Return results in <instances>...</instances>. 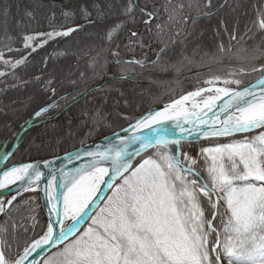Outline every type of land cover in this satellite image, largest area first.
I'll return each instance as SVG.
<instances>
[{
  "label": "trees",
  "instance_id": "16d2710c",
  "mask_svg": "<svg viewBox=\"0 0 264 264\" xmlns=\"http://www.w3.org/2000/svg\"><path fill=\"white\" fill-rule=\"evenodd\" d=\"M127 3L0 0V161L37 112L47 109L35 123L48 120L23 134L4 168L61 155L118 131L205 81L238 79L242 88L264 74L252 71L264 65V0H134V19L124 14ZM166 7L176 8L173 21ZM140 9L157 15L145 24L149 17ZM69 29L75 30L54 34ZM233 138L181 143L180 151L196 159L194 167L208 180L211 161L201 150ZM206 199L201 196L202 206ZM224 223L220 211L213 221L219 239ZM46 226L38 193L18 197L0 220L6 257L17 259Z\"/></svg>",
  "mask_w": 264,
  "mask_h": 264
},
{
  "label": "snow or ice",
  "instance_id": "6c2138e0",
  "mask_svg": "<svg viewBox=\"0 0 264 264\" xmlns=\"http://www.w3.org/2000/svg\"><path fill=\"white\" fill-rule=\"evenodd\" d=\"M134 9V0H128L124 14L134 19ZM140 11L149 17L145 24L157 15L146 9ZM165 11L169 12V21H173L176 8L166 7ZM259 26L264 28V19ZM157 28L161 26L158 24ZM74 30L54 34L67 36ZM112 32L108 33L109 39ZM252 71H264V65L253 67ZM219 79L206 83L211 85ZM223 84L237 87L202 88L183 95L163 110L139 117L131 125L133 133L122 138L119 146L88 152L91 164L66 173L61 183H57L54 174L50 176L45 188L52 204L50 211L71 220V224L65 227L63 219L58 224L50 222L46 232L11 261L3 250L6 242L0 240V264H25L38 249L63 244L80 231L79 224L87 219L92 220V225L52 253L44 264H224L223 258H227V264H264V78L243 89L239 88L238 79H224ZM205 92L215 94L199 102L194 99ZM190 100L189 108L186 104ZM44 111L47 109H41L36 116ZM166 121L175 122L181 137L185 133L208 138L261 131L251 139L203 148L202 154L212 161L205 180L194 167L196 159L181 153V139L176 138L175 132L168 135ZM150 148H156V153L133 168V157ZM101 161L111 162V172L101 166ZM43 175L31 163L14 166L0 176V189L19 181L23 190L36 191ZM105 176L109 181L120 177L122 183H108ZM101 184L114 188L113 194L106 198L107 204L98 215L89 216L87 210L99 198ZM59 188L64 192L60 193ZM201 196L207 198L203 206ZM7 203L11 205V201ZM3 207L0 203V211ZM221 207L227 214L223 231L228 235L223 247L220 229L213 224Z\"/></svg>",
  "mask_w": 264,
  "mask_h": 264
},
{
  "label": "water",
  "instance_id": "95a60500",
  "mask_svg": "<svg viewBox=\"0 0 264 264\" xmlns=\"http://www.w3.org/2000/svg\"><path fill=\"white\" fill-rule=\"evenodd\" d=\"M264 78V74L257 79L255 82H253L252 84L245 86V87H249L253 84H257V82L261 79ZM245 87H242L240 89H243ZM259 87V86H258ZM258 90V89H257ZM227 99V98H226ZM173 103V102H172ZM172 103H168V104H164L161 105L155 109H153L152 111H155L163 106H167L170 105ZM220 103V102H218ZM43 112H41L42 114ZM149 113V112H148ZM146 113V114H148ZM40 114V115H41ZM145 114V115H146ZM39 115V116H40ZM211 115V114H209ZM39 116H34L32 121L24 128L22 129V131L18 134L13 148L10 151V153L5 156L1 161H0V175L3 174L4 171L10 170L12 167H7L4 168L5 162L7 161V159L12 155V153L14 152V150L17 147V143L20 140V138L23 136V134L30 129L31 127H34L36 125H38V123H35V120L39 117ZM144 116V115H143ZM136 121L128 124L127 126L123 127L122 129L115 131L109 135H106L104 137H100L98 139H95L93 141H90L88 143H85L83 145H80L79 147H77L74 150H71L67 153L61 154V155H57L54 157H50V158H46V159H39V160H35V161H30V162H26V163H22V164H17L15 165L16 167L21 166L23 164H34L36 166H38L40 168V170L43 172V177L41 179L40 182H37V190L36 191H25L23 190V186H21L20 188H17L13 191V195L15 196V199H11V204L21 195L28 193V192H37L38 193V198H39V202H40V208L43 211V214L47 220V226L50 222L58 224L60 219H63V217H57L55 215V213L51 212V208H52V204L49 203L46 195H45V188L47 187L46 184V180L52 176L53 174L56 176V180L57 183H61L62 182V177H64L65 173L69 170L72 169H76L78 167H81L85 164L91 163L92 162V158L89 157L87 155L88 152H95L98 150H106L108 147L112 146V145H120V140L122 138H126L129 137L132 133H133V129L131 127L132 124H134ZM169 121H166L165 124L166 126L169 127V136H172L173 132H175L176 134V138L181 139V143H188V142H206L209 140H214V139H218V138H226V137H208V138H204V137H198L196 135H192V136H188L187 133H185V135L183 137L180 136V130L179 128L175 127V123H168ZM154 127H161V126H154ZM185 127H190L188 125H186ZM125 129H127V131H124ZM261 131L260 129L255 130L254 132H258ZM147 132V131H146ZM254 132H250V133H254ZM250 133H246V134H250ZM146 134V133H145ZM246 134H236L234 136H230V137H237V136H242V135H246ZM156 148H150L147 151H144L141 153V155L139 156H135L132 159V167L135 165V163L142 158L145 154L149 153L150 151L154 150ZM102 163H106L108 165H110L111 167V162L110 161H101ZM111 172V169H110ZM127 173H124V175H126ZM121 178L118 177L116 181H109L108 177H106L105 181H108V183H111L113 185H115L117 183L118 180H120ZM110 188L107 186V184H105L104 189L102 190V192L99 194V198H96L95 201L93 202V204H91L89 206V209L87 210L88 215L92 216L93 213L96 211V209L100 206V204L103 202V200L106 198V196L108 195V193L110 192ZM58 191L60 193L64 192L63 188H59ZM10 206L8 205L1 213L0 215V220L2 218V216L4 215V213L7 211V209ZM59 207L62 209V204L59 205ZM89 219L85 220L84 222L79 224V228L80 230L82 229V227L86 224V222ZM64 223V222H63ZM47 226L46 229L44 231V233L47 230ZM78 233V232H77ZM77 233L70 235L61 245H57L56 247H50V246H44L42 249H38L36 252L32 253L31 256H29L28 260L25 262V264H41L42 261L52 252H54L55 250L59 249L60 247H62L64 244H66L72 237H74ZM40 238V237H39ZM38 238V239H39ZM23 255V254H22Z\"/></svg>",
  "mask_w": 264,
  "mask_h": 264
},
{
  "label": "rangeland",
  "instance_id": "374dc122",
  "mask_svg": "<svg viewBox=\"0 0 264 264\" xmlns=\"http://www.w3.org/2000/svg\"><path fill=\"white\" fill-rule=\"evenodd\" d=\"M0 60H1V55H0ZM220 81H222L223 82V80L224 79H219ZM206 82V81H205ZM227 87H230V88H236L237 86L235 85V84H232V85H226ZM240 88V87H239ZM85 97V96H84ZM84 97H82V99L84 98ZM123 100L122 99H119V102H122ZM78 101H75L74 103H72V104H70L64 111H66L67 109H69V108H71L72 106H74L76 103H77ZM48 120H42V121H40L39 123H38V125H41V124H43V123H45V122H47ZM260 131H258V132H254V133H252L251 135H248V136H245V137H247V138H249V139H251L252 137H254L256 134H258ZM113 133V132H112ZM111 134V133H110ZM109 135V134H108ZM106 136V135H105ZM104 137V136H103ZM245 137H236V138H233V139H231L230 141H227V142H225V143H222V144H226V143H232V142H240V141H242V140H244L245 139ZM222 144H219V145H222ZM215 146H218V145H210V146H205L204 148H210V147H215ZM156 151L157 150H155L154 152H152L151 154H149L147 157H145V158H148L149 156H151V155H153L154 153H156ZM54 157V156H53ZM144 158V159H145ZM211 161V160H210ZM143 162V160L141 161V162H139L138 163V165L140 164V163H142ZM211 163H212V161H211ZM137 165V166H138ZM211 165V164H210ZM15 166V165H14ZM137 166H135V167H137ZM134 167V168H135ZM131 171V170H130ZM126 175H128V173L126 174ZM119 183H122V179H120V180H118L117 181V183L116 184H119ZM115 184V185H116ZM113 191H114V188L113 189H111L110 190V192L108 193V195L106 196V198L108 197V196H111L112 194H113ZM104 199L103 200V202L100 204V206L96 209V211L93 213V215L92 216H96V215H98L99 213H100V209L101 208H104L105 207V205L107 204V199ZM221 204H223V201H221ZM220 211H221V213L223 214V216H224V218H225V222H227V214H226V212H225V208L224 207H221L220 208ZM90 225H92V220H88L87 222H86V224L82 227V229L74 236V237H72L66 244H68V243H70L72 240H74V239H76V238H78L80 235H82L83 234V232L84 231H86L87 230V228L90 226ZM228 234L227 233H225V232H223V234L220 236V245H221V247H223V244L225 243V237L227 236ZM1 240V239H0ZM63 247V246H62ZM61 248V247H60ZM58 250V249H57ZM57 250H55L54 252H56ZM54 252H52V253H54ZM52 253H50L44 260H43V262L41 263V264H44V262H45V260L48 258V257H50L51 255H52ZM224 259V264H227V258H223Z\"/></svg>",
  "mask_w": 264,
  "mask_h": 264
},
{
  "label": "bare ground",
  "instance_id": "6f19581e",
  "mask_svg": "<svg viewBox=\"0 0 264 264\" xmlns=\"http://www.w3.org/2000/svg\"><path fill=\"white\" fill-rule=\"evenodd\" d=\"M209 87H227L226 85H224L223 84V82L222 81H220V80H218L216 83H214V84H208V83H204L203 85H201L199 88H197L196 90H194V91H197V90H199V89H202V88H209ZM193 92V91H192ZM188 94V93H187ZM187 94H185V95H187ZM215 93H210V92H205V93H203V95H202V97H197V98H194L197 102H199V101H201L203 98H206L207 96H209V95H214ZM180 99V98H179ZM191 103H192V101L190 100L189 102H187V104H186V106L187 107H191ZM166 106H163V107H161V108H159V109H157V110H163L164 108H165ZM157 110H155V111H157ZM168 123H175V122H173V121H169ZM147 131V130H146ZM88 164H91V163H88ZM88 164H85V165H88ZM100 164H101V166H104V167H108L109 168V171H110V169H111V167H110V165H108V164H106V163H102V162H100ZM85 165H83V166H81V167H78V168H83ZM78 168H76V169H78ZM76 169H72V170H69V171H67L66 173H74L75 171H76ZM65 173V174H66ZM0 176H2V174L0 175ZM106 177L107 176H105V180H106ZM22 186V184H21V182H17L16 184H11V185H9L7 188H5V189H0V203H3L4 204V207H3V210L8 206V201H11V199H12V197L14 196L12 193H13V191L15 190V189H17V188H20ZM104 187H105V184H101L100 185V192H99V194L102 192V190L104 189ZM94 201H95V199H94ZM2 210V211H3ZM2 211H0V215H1V213H2ZM63 222H64V226L65 227H67L69 224H71V220H69V219H67V218H63Z\"/></svg>",
  "mask_w": 264,
  "mask_h": 264
}]
</instances>
